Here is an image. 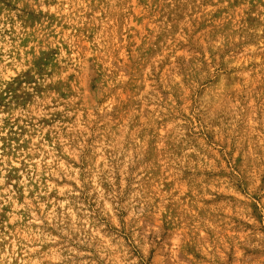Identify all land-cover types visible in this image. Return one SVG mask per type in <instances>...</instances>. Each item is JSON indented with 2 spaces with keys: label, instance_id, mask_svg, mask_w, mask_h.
I'll use <instances>...</instances> for the list:
<instances>
[{
  "label": "rangeland",
  "instance_id": "rangeland-1",
  "mask_svg": "<svg viewBox=\"0 0 264 264\" xmlns=\"http://www.w3.org/2000/svg\"><path fill=\"white\" fill-rule=\"evenodd\" d=\"M0 264H264V0H0Z\"/></svg>",
  "mask_w": 264,
  "mask_h": 264
}]
</instances>
